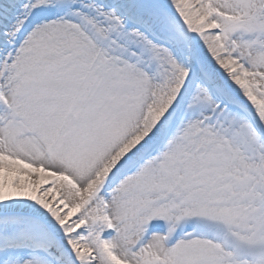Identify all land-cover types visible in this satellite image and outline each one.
Instances as JSON below:
<instances>
[{
  "label": "snow or ice",
  "instance_id": "obj_1",
  "mask_svg": "<svg viewBox=\"0 0 264 264\" xmlns=\"http://www.w3.org/2000/svg\"><path fill=\"white\" fill-rule=\"evenodd\" d=\"M0 264H264V0H0Z\"/></svg>",
  "mask_w": 264,
  "mask_h": 264
}]
</instances>
